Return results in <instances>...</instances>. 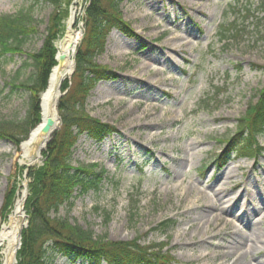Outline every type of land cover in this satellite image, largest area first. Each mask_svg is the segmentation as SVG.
<instances>
[{"label":"rangeland","instance_id":"374dc122","mask_svg":"<svg viewBox=\"0 0 264 264\" xmlns=\"http://www.w3.org/2000/svg\"><path fill=\"white\" fill-rule=\"evenodd\" d=\"M88 1L74 0L69 7L78 19L73 30L83 32L74 70L86 33ZM55 10L49 3L0 0V17L27 12L37 30L20 52L0 58V121H21L27 115L30 93L12 88L10 81L33 79L36 66L27 54L42 48ZM121 13L133 32L111 28L104 50L94 57L110 72L91 88L83 106L115 131L101 142L82 134L73 150V165L103 169L106 180L99 191L79 193L58 215L109 240L140 236L141 244H164L174 258L170 264H232V259L214 261L216 251L229 252L224 246L235 236L225 234L235 229L220 224L218 235L211 230L225 206L222 216L228 226L240 224L239 216L248 218L240 224L247 234L233 258L257 264L259 256L264 258V242L257 241L264 237V134L255 158L232 154L222 168L215 158L264 86V0H124ZM232 23L240 32L225 30ZM75 74L67 80L71 93ZM58 114L61 123L54 135L62 126L59 109ZM26 137L0 138V222L12 185L22 193L30 182L19 154ZM42 159L29 166L42 164ZM227 167L230 179L224 174ZM216 191L222 199H214ZM205 205L211 206L209 212L203 211ZM164 220H174L176 226L157 229ZM249 222L260 226L256 234L249 231ZM53 264L89 263L56 254Z\"/></svg>","mask_w":264,"mask_h":264},{"label":"trees","instance_id":"16d2710c","mask_svg":"<svg viewBox=\"0 0 264 264\" xmlns=\"http://www.w3.org/2000/svg\"><path fill=\"white\" fill-rule=\"evenodd\" d=\"M55 6L48 34L42 48L27 57L36 66L33 79L17 83L11 80L14 89L23 88L30 93L29 109L21 121H0V138L13 139L16 135L26 136L40 121L39 95L46 88L51 68L57 63L56 41L64 30V20L69 16L73 0H30ZM124 0H89L85 10L86 33L77 54L75 86L71 93L65 80L61 90L66 93L60 98L62 126L43 151V162L36 167L23 166L29 177V193L25 201L28 226L22 230L21 247L17 251L16 264H53L56 254L73 259H85L92 264H168L174 259L164 244H141L140 236L132 240L113 241L98 236L90 228L72 224L67 217L58 213L64 205H72L76 191L99 190L105 170L96 171L93 165H73V150L79 136L89 134L98 142L115 131L109 123L91 117L83 108L91 88L106 78V67L95 63L94 57L105 47L106 37L113 27H121L130 34L133 30L122 18ZM75 20L74 26L77 25ZM233 24V23H232ZM231 24V25H232ZM225 30L240 32L237 24ZM27 12L4 14L0 17V58L21 51L22 44L36 33ZM227 39L222 34V39ZM69 88V89H68ZM237 131L225 141L224 153L216 159L221 164L232 153L242 157H256L261 150L258 137L264 133V86L258 98L238 119ZM17 185L13 184L7 194L1 214L3 218L11 212L16 197ZM174 220H164L157 229L169 231L175 227ZM1 264V258H0Z\"/></svg>","mask_w":264,"mask_h":264},{"label":"bare ground","instance_id":"6f19581e","mask_svg":"<svg viewBox=\"0 0 264 264\" xmlns=\"http://www.w3.org/2000/svg\"><path fill=\"white\" fill-rule=\"evenodd\" d=\"M75 12L72 11L71 18L68 22V29L61 39V41L58 43V53H65L66 59L64 61H61L59 64L55 65L49 78V83L46 88V92L43 94L42 99L40 101L41 105V114L42 119L41 121L36 124L29 132L27 137L22 140L19 144V154L22 156L23 161L27 165L36 164L39 161H41L42 157V151L45 149L46 144L48 143L50 137L52 136L54 129H52L48 133H44L42 131V127L45 124L47 117H52L55 121V127H58L60 124V117L58 114V97L60 93V87L63 82V80L66 77H69L71 71L74 68V62H73V54L77 50L78 44L80 43V40L82 38V33H80L79 30H73L72 28V22L74 18ZM178 38H180L178 36ZM155 75L159 74V70H156L154 72ZM181 160V159H180ZM227 171V172H226ZM224 173L225 177L227 176L229 179L232 177L230 173L232 172V169L230 167H227ZM223 174V175H224ZM26 191L23 189L22 193L18 192V195L15 199L14 205L12 207V211L8 216V219L6 221L0 222V258L2 261V264H13L14 259L16 258L17 251L20 247V233L21 230L25 224V201H26ZM213 197L215 200L222 199L220 192L216 191L213 194ZM210 205H205V208L203 209L204 212H209L211 210ZM223 210V213L226 210V207H222L220 209ZM222 212L216 216V220L218 221V224L214 225L211 230L215 231L216 235L219 234V231L221 228H218V225H222L223 229L232 230L227 231L225 234L230 236L232 233H235V236L233 237L234 240L230 241L227 246H224L225 248L229 249V252L226 254H223L221 251H216L214 256V261H221L222 259L226 260H233L232 264H242L240 262V257L233 258L238 251L241 249V242L245 239V235L247 234L246 230H243L240 227V224L243 223V221H248V218L239 216L237 219L240 224L237 225H230L228 226V220H225L222 216ZM207 225H210V220H206ZM258 223H251L249 222V231L251 234H256L257 230L260 229V226H257ZM248 225V224H246ZM210 238V236H207L205 239H202V241H207L206 239ZM225 240V238H223ZM252 242L255 244L254 239L251 238ZM257 241H263L264 237L259 236ZM264 251V250H263ZM261 251V252H263ZM247 252H243L242 255H246ZM205 257V254L202 256V258ZM257 264H264V258L256 259Z\"/></svg>","mask_w":264,"mask_h":264},{"label":"water","instance_id":"95a60500","mask_svg":"<svg viewBox=\"0 0 264 264\" xmlns=\"http://www.w3.org/2000/svg\"><path fill=\"white\" fill-rule=\"evenodd\" d=\"M66 59V55H65V53H57V55H56V60H57V62H58V64L61 62V61H64ZM74 62V61H73ZM54 68V67H53ZM53 68L51 69V72H52V70H53ZM51 72H50V74H51ZM73 72V70L71 71V73ZM70 73V74H71ZM50 74H49V78H50ZM49 78H48V83H49ZM48 85V84H47ZM46 92V90L41 94V97H40V99H42V96H43V94ZM61 92L59 93V97L61 96ZM54 126H55V121H54V119L52 118V117H47L46 118V121H45V124L43 125V127H42V131L44 132V133H48V132H50L52 129H54V131L57 129L56 127L54 128ZM20 239H21V235H20ZM20 241V240H19ZM20 244H21V241L19 242ZM15 262H16V259H14V263L13 264H15Z\"/></svg>","mask_w":264,"mask_h":264}]
</instances>
